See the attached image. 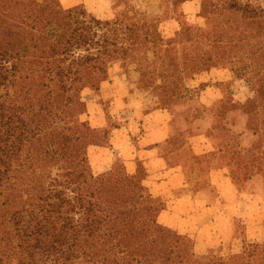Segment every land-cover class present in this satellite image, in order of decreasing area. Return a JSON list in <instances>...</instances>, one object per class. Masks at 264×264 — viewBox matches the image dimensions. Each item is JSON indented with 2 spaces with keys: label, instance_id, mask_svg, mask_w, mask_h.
I'll return each instance as SVG.
<instances>
[{
  "label": "rangeland",
  "instance_id": "rangeland-1",
  "mask_svg": "<svg viewBox=\"0 0 264 264\" xmlns=\"http://www.w3.org/2000/svg\"><path fill=\"white\" fill-rule=\"evenodd\" d=\"M88 1L100 17L98 12H88L102 20H113L115 16L132 18L135 12L142 13L150 25L155 24L159 33L155 37L164 39L165 45L150 32L148 42L138 49L135 57L128 58L123 53L113 55L107 79L83 89L78 97L70 96L71 102L78 103L71 109L63 108L68 94L55 82L44 74L32 75L26 70L29 97L42 96L47 119L57 123L58 132L71 139L69 144L62 140L56 144L57 132H54L47 136L46 144L81 145L89 173L95 177L117 174L127 168L124 159L119 157L107 171L97 174L90 163L88 148L112 146L117 128L132 134L141 145L143 135L153 130V123H160L167 135L160 144L161 156H170L171 168L180 167L181 173H178L183 174V182L189 183L191 191L200 200L208 201L207 207L215 211L210 232L205 233L208 247L205 243L197 244L192 233L180 234L165 226L158 219L167 207L165 198L151 194L146 183L148 170L137 159L141 167L137 181L152 196L150 206L157 210L158 223L170 229L179 240L176 255L183 260L204 261L216 256L227 261L253 246L264 245V37H260L261 26L225 11L207 17L186 14L173 0ZM41 2L0 0V8L4 5L10 14H24L42 33L46 23ZM184 28L193 29L191 39L176 36ZM92 65L84 66L85 74L92 73ZM103 84L105 88L99 92ZM92 114L96 118L106 115L107 127H94L90 120ZM71 160L68 167H72ZM190 222L193 227L203 229L197 218L190 217Z\"/></svg>",
  "mask_w": 264,
  "mask_h": 264
},
{
  "label": "trees",
  "instance_id": "trees-1",
  "mask_svg": "<svg viewBox=\"0 0 264 264\" xmlns=\"http://www.w3.org/2000/svg\"><path fill=\"white\" fill-rule=\"evenodd\" d=\"M41 1L42 33L24 14L0 8V264H264V245L227 261L180 259L179 240L158 223L153 198L137 181L139 163L133 174L95 177L81 145L46 144L54 132L56 144L71 139L47 119L42 96L29 97L26 70L55 82L71 109L78 103L70 96L107 79L113 55L135 57L150 32L165 40L139 12L102 20L83 4ZM224 11L260 25L264 37V0H201L197 16ZM176 36L191 39L193 29ZM87 64L92 73H84Z\"/></svg>",
  "mask_w": 264,
  "mask_h": 264
},
{
  "label": "crops",
  "instance_id": "crops-1",
  "mask_svg": "<svg viewBox=\"0 0 264 264\" xmlns=\"http://www.w3.org/2000/svg\"><path fill=\"white\" fill-rule=\"evenodd\" d=\"M60 2L67 7L83 4L90 12H98L99 16V11L88 0H60ZM198 2V0L187 1L182 4L181 8L186 14L195 13L197 16L200 6ZM109 3L111 6V2ZM104 88L103 84L98 91L101 92ZM97 119H99L98 122ZM90 120L94 127H107L106 115L103 117L99 115L96 118L92 114ZM152 129L148 134H146L147 132L143 133L141 145L132 138V134L125 133L117 128L115 141H111L110 144L112 146H90L88 156L93 171L97 174L107 171L110 165L113 164L112 162L121 157L125 161L127 172L133 174L137 171V159H140L149 173L146 183L151 194L155 197L164 196L166 201L167 207L159 215V221L180 234L192 233L196 241L198 240L197 244L205 243L208 247L209 241L206 239L205 233L208 230L210 232V223L213 224L215 211H211L207 207L206 202L208 201L200 200L199 196L191 191L189 183L183 182L180 167L171 168L172 166L169 164L170 156H161L160 144L166 140L167 135L160 123H153ZM108 156L111 158L110 161ZM167 194H169L168 197L165 196ZM190 217L197 218L203 229L193 227V224L189 223Z\"/></svg>",
  "mask_w": 264,
  "mask_h": 264
}]
</instances>
